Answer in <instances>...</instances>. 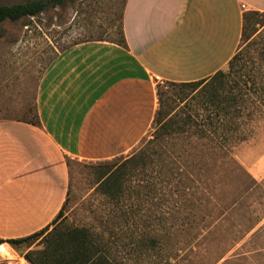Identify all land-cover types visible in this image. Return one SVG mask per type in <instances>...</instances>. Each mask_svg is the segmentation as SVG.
<instances>
[{"label": "rangeland", "instance_id": "rangeland-1", "mask_svg": "<svg viewBox=\"0 0 264 264\" xmlns=\"http://www.w3.org/2000/svg\"><path fill=\"white\" fill-rule=\"evenodd\" d=\"M15 1L24 0L0 3ZM124 2L76 0L1 23L0 122L39 119L46 68L76 43L120 40ZM237 52L242 74L264 83V13L245 19ZM206 84L158 81L162 119L157 122L155 115L136 146L106 160L67 158V194L47 232L56 226L86 229L113 264H264V104L242 118L248 139L227 150L206 124ZM122 164L136 168L115 200L101 192L99 178ZM43 236L29 249L42 247ZM1 244L10 252L0 250V264L27 261L25 247Z\"/></svg>", "mask_w": 264, "mask_h": 264}, {"label": "crops", "instance_id": "crops-1", "mask_svg": "<svg viewBox=\"0 0 264 264\" xmlns=\"http://www.w3.org/2000/svg\"><path fill=\"white\" fill-rule=\"evenodd\" d=\"M249 11L264 12V0H126V46L92 40L60 53L40 81L39 123L0 122V238L30 235L54 218L67 194V158L106 160L136 146L155 118L158 81L225 68Z\"/></svg>", "mask_w": 264, "mask_h": 264}, {"label": "trees", "instance_id": "trees-1", "mask_svg": "<svg viewBox=\"0 0 264 264\" xmlns=\"http://www.w3.org/2000/svg\"><path fill=\"white\" fill-rule=\"evenodd\" d=\"M75 1L24 0L0 3V24L6 21L17 22L27 17H35L50 8L65 7L68 4L75 3ZM251 13L261 12H247L244 15V21ZM120 31V40L114 42L126 46L122 23ZM228 65L229 70L220 69L212 76L201 80L191 82L171 81L178 84H195L197 86L207 83L206 85L210 89L209 103L211 106L206 107L209 111L205 117L207 120L206 124L213 130V138H218L220 146L227 147V150L233 142L248 139L249 133L243 126L244 119L242 118H250L259 109L258 107L264 104V100L262 99L264 95V83L255 78H246L242 74V69L244 68H242L243 63L239 58L238 52L231 58ZM162 113L161 109L156 112L157 122H160L162 119ZM27 122L38 124L39 119L36 118L34 122ZM205 130L204 127L200 128L202 135L206 136ZM141 157H143V154L138 156V158ZM130 162L136 164L137 157H133ZM134 164L130 167L128 164H122L114 170L109 169L103 172L99 178L101 192L112 199L119 200L124 194L123 186H126L125 184L127 179H129L131 168H136ZM60 213L53 218L52 223L56 222ZM47 230L48 227H45L24 237L0 238V243L7 241L18 251H22L23 247H25L27 250L23 252V256L29 264H113L107 254H104L99 249L96 241L86 229H67L56 226L49 232ZM41 236H43L41 239V243H43L42 247L29 249ZM151 242L154 246L157 243L155 239H152Z\"/></svg>", "mask_w": 264, "mask_h": 264}, {"label": "bare ground", "instance_id": "bare-ground-1", "mask_svg": "<svg viewBox=\"0 0 264 264\" xmlns=\"http://www.w3.org/2000/svg\"><path fill=\"white\" fill-rule=\"evenodd\" d=\"M1 251H2L3 254H5V255H6V254H9V252H10L9 249H7V250H6V249H2ZM12 260H13V259H12ZM22 264H25V263L23 262Z\"/></svg>", "mask_w": 264, "mask_h": 264}]
</instances>
